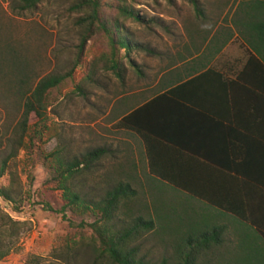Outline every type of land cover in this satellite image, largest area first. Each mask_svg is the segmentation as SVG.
Listing matches in <instances>:
<instances>
[{
	"label": "rangeland",
	"instance_id": "374dc122",
	"mask_svg": "<svg viewBox=\"0 0 264 264\" xmlns=\"http://www.w3.org/2000/svg\"><path fill=\"white\" fill-rule=\"evenodd\" d=\"M125 1L142 19L118 20L129 52L112 47L97 28L79 52L82 28L67 12L72 0H49L23 17L14 12V0H0V170L6 160L0 187L15 176L20 191L16 203L0 199V210L21 224L13 251L0 264H94L86 247L75 253L67 250L81 238L93 237L89 224L94 217L67 209L62 219L45 207L61 206L54 157L71 161L94 149L104 154L81 168L72 185L91 201L118 182L131 184L136 196L113 223L120 229L137 216L153 220L154 229L133 243L136 257L145 264L174 263L177 238L187 228L186 214L191 212L224 227L221 246L199 256L197 264L233 263L252 234L230 217L206 210L152 178L141 143L116 124L165 87L196 72L220 70L224 63L231 69L241 65L247 56L244 26L256 20V10L252 18L250 9L248 17L244 12L254 0H197L201 16L187 0ZM102 2L111 5L116 0ZM103 15L114 18L116 13L105 7ZM111 56L120 60V77L109 68L106 60ZM75 62L72 76L50 94L46 128L27 150L9 157L23 112L19 88L23 91L50 74L70 72ZM35 122L31 116L29 123Z\"/></svg>",
	"mask_w": 264,
	"mask_h": 264
},
{
	"label": "trees",
	"instance_id": "16d2710c",
	"mask_svg": "<svg viewBox=\"0 0 264 264\" xmlns=\"http://www.w3.org/2000/svg\"><path fill=\"white\" fill-rule=\"evenodd\" d=\"M48 1L14 0L13 10L22 17L32 15ZM187 1L201 16L198 1ZM105 7L116 13L114 18L103 15ZM247 9L252 11L251 18L256 10V20L244 26L247 56L241 65L227 72L207 68L163 89L123 115L116 127L139 140L152 178L252 232L231 264H264V0L246 5L244 13L248 17ZM67 12L76 16L75 24L82 28L79 52L97 29L106 34L112 47L117 45L129 52L130 43L118 20H142L125 0L111 5L102 0H72ZM106 61L120 77V60L111 56ZM77 65L75 62L70 72L44 76L23 91L19 88L23 112L9 157L27 150L40 136L39 131L46 128L47 110L52 105L50 94L72 76ZM31 116L36 118L34 124L29 123ZM103 154V149H94L71 161L57 154L52 168L61 191V206L53 210L46 204V210L61 214L62 219L67 209L94 217L89 224L93 237L67 246L70 252L84 246L94 264H145L136 257L133 243L154 229L153 220L137 216L120 229L113 223L120 209L136 196L131 184L118 182L91 201L82 198L72 185L80 169L95 163ZM5 166L6 160L0 177ZM14 177L0 187L3 201H20ZM186 223L187 228L177 238L173 264H197L199 256L222 244L223 226L192 212L186 214ZM20 226L0 210V262L13 251Z\"/></svg>",
	"mask_w": 264,
	"mask_h": 264
},
{
	"label": "crops",
	"instance_id": "0c3cea01",
	"mask_svg": "<svg viewBox=\"0 0 264 264\" xmlns=\"http://www.w3.org/2000/svg\"><path fill=\"white\" fill-rule=\"evenodd\" d=\"M247 48V47H246ZM228 68H229V66H228V63H224L221 67H220V70L222 71V72H227V70H228ZM207 69V68H206ZM190 71H192L191 73H193V70H190ZM189 73V72H188ZM199 72H196L193 76H195L196 74H198ZM192 77V76H191ZM173 86V85H172ZM171 86H167V87H165V89H167V88H170Z\"/></svg>",
	"mask_w": 264,
	"mask_h": 264
}]
</instances>
